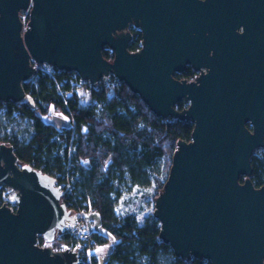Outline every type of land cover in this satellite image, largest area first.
Wrapping results in <instances>:
<instances>
[{"label": "water", "instance_id": "water-1", "mask_svg": "<svg viewBox=\"0 0 264 264\" xmlns=\"http://www.w3.org/2000/svg\"><path fill=\"white\" fill-rule=\"evenodd\" d=\"M130 24L141 33L135 52ZM41 64L92 88L112 74L157 117L190 120L154 201L160 239L187 261L264 264V186L250 180L264 145V0H0V101L30 103L23 83ZM187 67L195 79L174 77ZM0 186L15 192V209L0 207V264L79 263L74 247L37 243L74 222L54 177L0 143Z\"/></svg>", "mask_w": 264, "mask_h": 264}, {"label": "trees", "instance_id": "trees-1", "mask_svg": "<svg viewBox=\"0 0 264 264\" xmlns=\"http://www.w3.org/2000/svg\"><path fill=\"white\" fill-rule=\"evenodd\" d=\"M130 32L128 50L135 52L141 47V33L138 29ZM102 54L107 60L113 57L107 49ZM73 74L79 79L74 72L55 67L49 72L37 67L35 83H23L32 99L30 103L0 101V106L6 107L0 115V143L13 147L18 163L29 164L54 177L57 184H63L67 210L97 213L102 231L87 229L90 240L84 248L103 244L112 236L116 242L104 264H210L203 259L187 261L175 256L160 239V226L152 213L139 223L137 215L144 212L143 207L139 205L138 210H133L130 206H136L133 197L122 205L121 194L114 186V182L128 179L133 186L152 188L154 200L167 179L177 142L190 140L192 122L157 117L140 96L112 74L110 84L88 86L100 108L82 106L78 94L70 91ZM195 75L187 67L174 77L185 80ZM186 106L185 101L176 104L178 110ZM53 111L64 114L68 126L51 122ZM250 163L253 186H264V154L251 156ZM7 195L8 189L0 186V207ZM56 235L58 247L84 243L66 228ZM79 264H97L96 256L86 255Z\"/></svg>", "mask_w": 264, "mask_h": 264}, {"label": "rangeland", "instance_id": "rangeland-1", "mask_svg": "<svg viewBox=\"0 0 264 264\" xmlns=\"http://www.w3.org/2000/svg\"><path fill=\"white\" fill-rule=\"evenodd\" d=\"M28 14H29V9L22 10L19 12V17L23 23V26L26 24L28 20ZM130 29H135L133 24H130L127 30L130 31ZM40 68L43 69L44 71H49V72L52 71V66L47 65V64H43V65L41 64ZM32 83L33 84L35 83V78L32 80ZM87 83L88 82L81 81L80 78L75 79V76L73 74L70 80V84L72 86V89L70 91H74L78 94L80 98V103L82 106L96 107V109H99L100 103L91 96L90 89L88 88L89 85ZM5 111H6V107L3 104L0 106V115H3ZM51 113H52L51 117L49 118L51 122L55 123L57 126H60V127L68 126V123H69L68 118L64 114L60 112H55V111ZM262 154H264V145L262 147H258L254 149L251 156H261ZM114 186L115 188L118 189V191L121 194L119 202L123 201L122 205L128 197H133L134 202L136 203V206L133 207L132 205H130L131 208L132 209L134 208L133 210H138L139 205L143 207L144 212L138 213L137 215L139 223H142L148 215L153 213L155 199L153 200V197H152L154 193L152 188L141 189V187L131 185L128 179L126 180V182H123V183L114 182ZM11 193H12L11 189H8V196ZM139 199H142L141 203L139 202ZM80 219H81L82 225H84L83 227L88 229L89 231L97 230V229L101 230L100 225H99V218L96 212L90 211L88 213H85L81 215ZM65 228H66V231L74 230L75 228H78V223L76 221L67 222ZM57 238L58 237L56 235L55 240ZM115 242H116L115 239L112 236H109L107 242L94 246L93 248L88 250L87 254H89V256L94 254L97 259V264H104Z\"/></svg>", "mask_w": 264, "mask_h": 264}, {"label": "built area", "instance_id": "built-area-1", "mask_svg": "<svg viewBox=\"0 0 264 264\" xmlns=\"http://www.w3.org/2000/svg\"><path fill=\"white\" fill-rule=\"evenodd\" d=\"M134 26V25H133ZM135 29H137L136 27H135ZM132 35V34H131ZM105 49H107V48H105ZM108 51H110V52H112L110 49H107ZM113 54V53H112ZM43 65V64H42ZM36 67H38V68H40L41 67V65H36ZM60 71V70H59ZM110 75L111 74H109V76L107 77V78H104V79H102V80H100L98 83H100V82H103V84H110L111 83V81H110ZM198 76V72H196V75L194 76V77H191V78H196ZM116 79V78H115ZM117 80V79H116ZM81 81H83V82H87V81H84V80H82L81 79ZM97 83V84H98ZM90 87H91V85L89 84V82L87 83ZM56 186L59 188V190L61 191V202L67 207V204H66V202H65V189L63 188L64 186H63V184H61V185H59V184H57V182H56ZM11 194L8 196L7 195V198H6V204L12 209V210H14L15 209V205L14 204H12V203H10L9 201H8V199H9V197H11L12 195H14L15 194V192L13 191V190H11ZM83 214H85L84 212H82V211H79V210H76V209H74V208H71L70 209V215L73 217V219H74V221H76L77 223H78V228H75L74 230H72V234L73 235H75L76 237H78L79 239H81L82 241H84V243L82 244V245H79V246H76V247H74V249H75V251L77 252V254H78V261H79V263H80V261L82 260V258H84L86 255H88L89 256V254H87L88 253V250L89 249H85L84 247L85 246H88V242H89V240H90V234H89V232H88V230L86 229V228H84L83 226L84 225H82V223H81V215H83ZM79 221H80V223H79ZM39 241H42V243H45V244H50L51 245V249L52 250H54V251H57V250H59V249H61V248H63V247H66V248H68V249H71V248H73V247H71V246H67V245H65V246H60V247H58L57 245H56V241H55V239L53 240V241H46L45 239H43V237H41V236H39L38 238H37V243H39ZM78 263V264H79Z\"/></svg>", "mask_w": 264, "mask_h": 264}, {"label": "crops", "instance_id": "crops-1", "mask_svg": "<svg viewBox=\"0 0 264 264\" xmlns=\"http://www.w3.org/2000/svg\"><path fill=\"white\" fill-rule=\"evenodd\" d=\"M92 254V253H91ZM92 255H94V254H92Z\"/></svg>", "mask_w": 264, "mask_h": 264}]
</instances>
